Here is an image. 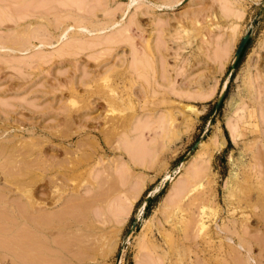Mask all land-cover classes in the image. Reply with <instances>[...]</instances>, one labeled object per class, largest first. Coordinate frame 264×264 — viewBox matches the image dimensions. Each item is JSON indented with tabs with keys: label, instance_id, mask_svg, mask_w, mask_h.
<instances>
[{
	"label": "rangeland",
	"instance_id": "rangeland-1",
	"mask_svg": "<svg viewBox=\"0 0 264 264\" xmlns=\"http://www.w3.org/2000/svg\"><path fill=\"white\" fill-rule=\"evenodd\" d=\"M230 1L0 0L1 214L32 199L47 211L71 203L80 214L63 210L57 244L45 235V264H264V0ZM108 117L123 126L106 125ZM195 169L204 178L192 196L209 200L211 228L202 232L190 226V198L176 217L169 211ZM29 178V187L16 186ZM12 230L1 237L13 241ZM0 258L20 264L2 248Z\"/></svg>",
	"mask_w": 264,
	"mask_h": 264
},
{
	"label": "bare ground",
	"instance_id": "bare-ground-1",
	"mask_svg": "<svg viewBox=\"0 0 264 264\" xmlns=\"http://www.w3.org/2000/svg\"><path fill=\"white\" fill-rule=\"evenodd\" d=\"M8 1V0H7ZM230 1V0H229ZM102 2V1H101ZM231 2V1H230ZM73 3V2H72ZM62 4V3H61ZM77 4V3H76ZM227 4V3H226ZM119 5V4H118ZM132 5V4H131ZM230 5V4H229ZM63 7V6H62ZM103 7V6H102ZM143 7V6H142ZM222 7V6H221ZM69 8V7H68ZM98 8V7H97ZM226 8H227V6H226ZM229 8V7H228ZM42 9V8H41ZM51 10V9H50ZM80 10V9H79ZM116 10V9H115ZM228 10V9H227ZM111 11H113V10H111ZM111 11H110V13H111ZM119 11V10H118ZM229 12V11H228ZM228 12H227V14H228ZM107 13V12H106ZM115 13V12H114ZM117 13V12H116ZM225 13V12H224ZM230 13V12H229ZM89 14V13H88ZM105 14V13H104ZM231 14V13H230ZM69 15V14H68ZM68 15H66L67 16V20H68ZM70 15H71V13H70ZM229 15V14H228ZM59 16V15H58ZM62 17V16H61ZM65 17V16H64ZM130 17V16H129ZM63 18V17H62ZM61 18V19H62ZM66 18V17H65ZM65 18H63V19H65ZM22 19V18H21ZM61 19H60V22L59 23H63L64 24V21L63 22H61ZM62 19V20H63ZM210 20V19H209ZM129 21V20H128ZM134 21V20H133ZM58 22V21H57ZM77 22V21H76ZM107 22V21H106ZM110 22V21H109ZM115 22H117V21H115ZM81 22H79V23H76V25H78V24H80ZM112 24H113V21L111 22ZM135 23H136V21H135ZM162 23V22H161ZM66 24V23H65ZM99 24V23H98ZM103 24V23H102ZM112 24H111V26H112ZM115 24V23H114ZM113 24V25H114ZM130 24H133V23H131L130 22ZM129 24V25H130ZM165 24V23H164ZM205 24V23H204ZM67 25V24H66ZM87 25V24H86ZM110 25V24H109ZM140 25V24H139ZM156 25V24H155ZM59 26V25H58ZM61 26V25H60ZM69 26V25H68ZM79 26V25H78ZM96 26V25H95ZM70 27V26H69ZM94 27V26H93ZM104 27H106L105 25H104ZM103 27V28H104ZM108 27V26H107ZM124 27H125V25H124ZM135 27H137V24H136V26ZM74 28V27H73ZM128 29H129V27H127ZM131 28V27H130ZM137 28H139V26L137 27ZM78 29V28H77ZM105 29V28H104ZM119 29H124L123 27L122 28H119ZM212 29V28H211ZM68 30V29H67ZM80 30H82V29H80ZM91 30H92V28H91ZM100 30V29H99ZM98 30V31H99ZM102 30V29H101ZM95 31H97V29L95 30ZM117 30H115V32H116ZM124 31H127L126 30V28H125V30ZM115 32H112V33H115ZM119 32V31H118ZM111 33V34H112ZM121 33H124V32H122L121 31ZM61 34V33H60ZM116 34V33H115ZM128 34V33H127ZM23 35V34H22ZM63 35V34H62ZM113 35V34H112ZM119 35V34H118ZM124 35V34H123ZM129 35V34H128ZM128 35H127V37H128ZM61 36V35H60ZM70 36V35H69ZM20 37V36H19ZM18 37V38H19ZM62 37V36H61ZM123 37V36H122ZM126 37V38H127ZM26 38H28V37H26ZM109 38H111V37H109ZM117 38H118V36H117ZM130 38V37H129ZM128 38V39H129ZM19 39H21V38H19ZM103 39H105V38H103ZM114 39V38H113ZM131 39V38H130ZM74 40V39H73ZM115 40H116V38H115ZM118 40V39H117ZM123 40V39H122ZM27 41V40H26ZM102 41V40H101ZM108 41V40H107ZM114 41V40H113ZM118 41H120V39L118 40ZM124 41H125V39H124ZM128 41V40H127ZM130 41V40H129ZM14 42V41H13ZM16 42V41H15ZM69 42V41H68ZM147 42V41H146ZM73 43V42H72ZM101 44V46H102V42H100ZM104 43V42H103ZM121 43V42H120ZM123 43V42H122ZM124 43H126V42H124ZM132 43H134V42H132ZM52 44V43H51ZM67 44V43H66ZM77 44V43H76ZM80 44V43H79ZM98 44H99V42H98ZM105 44V43H104ZM112 45H113V43H111ZM111 44H107V45H111ZM129 44V43H128ZM228 44V43H227ZM88 45V44H87ZM115 45V44H114ZM117 45V44H116ZM151 45V44H150ZM166 45V44H165ZM95 46V45H94ZM103 46H105V45H103ZM35 47V46H34ZM67 47V46H66ZM68 47H70V46H68ZM72 47V46H71ZM75 47V46H74ZM86 47V46H85ZM98 47V46H97ZM107 47V46H106ZM115 47V46H114ZM157 47V46H156ZM155 47V48H156ZM104 48V47H103ZM110 48V47H109ZM108 48V49H109ZM161 48V47H160ZM228 48V47H227ZM68 49V48H67ZM136 49V48H135ZM134 49V50H135ZM225 49V48H224ZM16 50V49H15ZM105 50V49H104ZM110 50V49H109ZM226 50V49H225ZM60 51H64L63 49H61ZM74 51V50H73ZM76 51V50H75ZM75 51H74V54H75ZM113 51V50H112ZM144 51V50H143ZM151 51V50H150ZM153 51V50H152ZM16 52V51H15ZM18 52V51H17ZM71 52V51H70ZM69 52V53H70ZM109 52H111V50L109 51ZM218 52H220V51H218ZM56 53V52H55ZM60 53V52H59ZM64 53V52H63ZM62 53V54H63ZM73 53V52H72ZM100 53V52H99ZM103 53V52H102ZM112 53V52H111ZM138 53V52H137ZM144 53V52H143ZM225 53V52H224ZM66 54V53H65ZM65 54H63V55H65ZM104 54H106V52L104 53ZM131 54H132V52H131ZM131 54H130V56H131ZM219 53H217V55H218ZM220 54H222V53H220ZM107 55V54H106ZM110 55V54H109ZM134 55H135V58H136V53H134ZM144 55V54H143ZM163 55V54H162ZM216 55V56H217ZM103 56V55H102ZM154 56H155V54H154ZM145 57V56H144ZM148 57V56H147ZM220 57V56H219ZM134 58V59H135ZM148 58H150V57H148ZM162 58V57H161ZM107 59V58H106ZM123 59V58H122ZM216 59V58H215ZM217 59H219L218 57H217ZM36 60V59H35ZM101 60V59H100ZM141 60H143V59H141ZM149 60V59H148ZM154 60V59H153ZM98 61V60H97ZM136 61V60H135ZM143 61H145V59L143 60ZM152 64L154 63V62H156V61H151V60H149ZM220 61V60H219ZM121 62V61H120ZM139 62H141V61H139ZM144 63V62H143ZM136 64H138V62L136 63ZM160 64V63H159ZM133 65V64H132ZM139 65H140V63H139ZM138 65V66H139ZM142 65V64H141ZM165 65V64H164ZM168 65V64H167ZM131 66V65H130ZM129 66V67H130ZM136 67H137V65H135ZM145 66H148V65H145ZM84 67V66H83ZM141 68H142V66H140ZM155 67V66H154ZM131 68V67H130ZM134 68V67H133ZM148 68V67H147ZM151 68V67H150ZM84 69V68H83ZM137 70L139 69V67L138 68H136ZM152 69H153V67H152ZM155 69V68H154ZM160 69V68H159ZM13 70V69H12ZM134 70V69H133ZM140 70L141 69H139V72H140ZM144 70V69H143ZM151 70V69H150ZM156 70V69H155ZM129 71V70H128ZM154 71V70H153ZM134 72H136V73H138L137 71H133V73ZM162 72H163V70H162ZM132 73V74H133ZM149 73V72H148ZM140 74H142V73H139V75ZM154 74V73H153ZM165 74V73H164ZM136 75V77H137V74H135ZM148 75V74H147ZM146 75V76H147ZM24 76V75H23ZM143 77V76H142ZM151 77H152V75H151ZM167 77V76H166ZM165 77V78H166ZM135 78V77H134ZM133 78V79H134ZM139 78H141V77H139ZM153 78H155V77H153ZM162 78V77H161ZM19 79V78H18ZM148 79V78H147ZM20 80V79H19ZM25 80V79H24ZM104 80V79H103ZM144 80V79H143ZM149 81H151V80H149ZM148 81V82H149ZM193 81V80H192ZM147 82V81H146ZM145 82V83H146ZM147 82V83H148ZM167 82V81H166ZM156 83V82H155ZM172 83V82H171ZM151 84V83H150ZM175 84V83H174ZM189 84V83H188ZM152 85V84H151ZM184 85V84H183ZM190 85V84H189ZM146 86H148V85H146ZM170 86V85H169ZM173 86V85H172ZM150 87V86H149ZM153 87V86H152ZM160 87H161V85H160ZM172 88V87H171ZM144 89H146V88H144ZM148 89V88H147ZM166 89V88H165ZM174 89V88H173ZM153 90V89H152ZM175 90V89H174ZM147 91V90H146ZM165 91H167V90H165ZM170 91V90H169ZM180 91V90H179ZM150 92V91H149ZM172 92V91H171ZM185 92V91H184ZM144 93V92H143ZM175 93V92H174ZM179 93H181V92H176L175 94H177V95H179ZM111 94V93H110ZM162 94H164V93H162ZM165 94H167V95H170V93L169 92H165ZM185 94H186V92H185ZM184 94V95H185ZM153 95V94H152ZM151 95V96H152ZM155 95H157V94H155ZM184 95H182V93L178 96V97H180V98H183L184 99ZM24 97V96H23ZM71 97V96H70ZM147 98V97H146ZM190 98V97H189ZM257 100V99H256ZM164 101V100H163ZM170 102V101H169ZM165 103V102H164ZM30 104V103H29ZM263 109V108H262ZM171 112V111H170ZM170 112H169V114H170ZM261 114V113H260ZM170 116V115H169ZM149 117V116H148ZM164 117V116H163ZM172 117V116H171ZM264 117V116H263ZM170 118V117H169ZM108 120L109 119V117L108 118H105V120ZM112 119V118H111ZM116 119V118H115ZM114 118H113V120H109V122L106 120V122H107V124L106 125H110L111 127L112 126H116L117 124H118V122L115 120ZM149 119V118H148ZM163 119V118H162ZM175 118H173V120H174ZM114 120L117 122H114ZM120 120V119H119ZM170 120V119H169ZM172 120V119H171ZM170 120V121H171ZM263 120V119H262ZM140 121V120H139ZM143 121V120H142ZM148 121V120H147ZM146 121V122H147ZM261 121V120H260ZM105 122V123H106ZM163 122V123H162ZM161 122V124H163V126L165 125L164 124V121H162ZM264 122V121H263ZM262 122V123H263ZM136 123V122H135ZM142 123H144V122H142ZM66 124V123H65ZM70 125V124H69ZM68 125V126H69ZM119 125L120 124H118L117 125V127H116V129H118V127H119ZM122 125V124H121ZM120 125V126H121ZM134 125V124H133ZM136 125V124H135ZM71 126V125H70ZM115 126H114V128H115ZM123 126V125H122ZM137 127V126H136ZM146 127H148V126H146ZM81 128V127H80ZM113 128V127H112ZM113 128V129H114ZM124 129V128H123ZM131 129H133V128H131ZM163 129H164V127H163ZM138 130V129H137ZM170 130V129H169ZM160 131V130H159ZM104 132V131H103ZM109 132V131H108ZM113 132V131H112ZM111 132V133H112ZM116 132V131H115ZM133 132V131H132ZM132 132H131V134H132ZM164 132V131H163ZM230 132H231V137L233 138V139H235L236 137H237V130H235L234 128H231L230 129ZM106 132H104V134H105ZM108 134V133H107ZM107 134H106V136H107ZM118 134V133H117ZM160 134H161V132H160ZM123 135H125V133L123 134ZM127 135V134H126ZM124 136V137H126V139H127V136ZM262 135V134H261ZM112 137H113V135H112ZM119 137H121V136H119ZM129 137V136H128ZM5 138V137H4ZM107 138L108 139H110L111 137L110 136H107ZM114 139V138H113ZM116 139V138H115ZM123 139H125V138H123ZM122 139V140H123ZM129 139H131V138H129ZM107 140V139H106ZM119 140L120 141H122L120 138H119ZM112 141V140H111ZM128 141V140H127ZM133 141V140H132ZM109 142V141H108ZM118 142V141H117ZM91 143V142H90ZM123 143H125V142H123ZM20 144H21V142H20ZM32 144V143H31ZM80 144V143H79ZM122 145V143H119V145ZM23 145V144H22ZM28 145V144H27ZM30 145V144H29ZM88 145H90V144H88ZM116 145V144H115ZM129 145V144H128ZM87 146V145H86ZM85 146V147H86ZM117 146V145H116ZM116 146H114L115 147V149H114V151L116 150ZM123 146V145H122ZM202 146V145H201ZM5 148H6V146H4ZM20 147H22V146H20ZM29 147V146H28ZM77 147V146H76ZM128 147V146H127ZM210 147H217V144H216V142H214ZM1 148H2V146H1ZM5 148H2L3 150L5 149ZM12 148V147H11ZM10 148V149H11ZM23 148V147H22ZM19 149V148H18ZM26 149V148H25ZM85 149V148H84ZM93 149V148H92ZM119 149V148H118ZM9 150V149H8ZM14 150V149H13ZM24 151V150H23ZM27 151H28V148H27ZM133 151V150H132ZM5 152V151H4ZM64 152H66V150L64 151ZM69 152V151H68ZM8 154H9V152H7ZM6 153V154H7ZM15 153V152H14ZM17 153V152H16ZM15 153V154H16ZM23 153V152H22ZM28 153V152H27ZM134 153V152H133ZM133 153H132V155L131 156H133ZM2 154H4L3 153V151L2 150H0V156L2 155ZM7 154V156H9ZM83 154V153H82ZM87 154V153H86ZM264 154V153H263ZM72 155V154H71ZM130 155V154H129ZM6 156V157H7ZM135 156V155H134ZM137 156V155H136ZM136 156L133 158V162H134V160L136 161ZM5 157V155L3 156V159H5L4 158ZM13 157H14V155H13ZM84 157H86L87 158V155L86 156H84ZM22 158V157H21ZM264 158V157H263ZM9 158H6V160H8ZM10 159H12V158H10ZM20 159V158H19ZM262 159V158H261ZM5 160V161H6ZM14 160L16 161L17 159H15V157H14ZM14 160H8V161H14ZM24 160H25V158H24ZM24 160H22V161H19V163L21 162V165H19L20 167L18 168V170L20 171V173H18L17 171V173L20 175H22L23 174V176H22V178H24V174H26L27 173V169L25 170L24 168H21V167H23L24 165H22L23 163H26V161H24ZM36 160V159H35ZM66 160V159H65ZM80 160H81V158H80ZM87 160V159H86ZM67 162V161H66ZM81 162H82V160H81ZM115 162V161H114ZM118 162V161H117ZM130 162V161H129ZM2 163V162H1ZM18 163V164H19ZM29 163V161L27 162V164ZM36 163V162H35ZM33 164V162H31L30 164H32V166L33 165H36V164ZM45 163V162H44ZM49 163V162H48ZM127 163V162H126ZM132 163V162H131ZM7 164V163H6ZM18 164H16L17 166H18ZM26 164V165H27ZM50 164V163H49ZM60 164V163H59ZM118 164H119V162H118ZM129 164V163H128ZM133 164V163H132ZM5 165V164H4ZM8 165H9V163H8ZM29 165V164H28ZM37 165H38V163H37ZM52 165V164H51ZM57 165V164H56ZM63 165H64V162H63ZM123 165V164H122ZM125 165V164H124ZM17 166H14V167H16L17 168ZM74 166V165H73ZM71 167V165L69 166V167H71V168H74V167ZM1 167H3V166H1ZM29 166H27V168H28ZM36 167V166H35ZM61 167V166H60ZM64 167V166H63ZM109 167H111V166H109ZM125 167V166H124ZM12 168V167H11ZM33 168V167H32ZM65 168V167H64ZM130 168V167H129ZM199 168V167H198ZM2 169V168H1ZM10 169V168H9ZM67 169V168H66ZM69 169V168H68ZM105 169H106V166L104 167V171H105ZM110 169V168H109ZM3 170H5V169H3ZM7 170V169H6ZM53 170H55L54 168H42L41 169V172H43V171H50V172H52V173H55L56 171H59V170H55V171H53ZM108 170V169H107ZM205 170V169H204ZM29 171V170H28ZM35 171V170H34ZM73 171V170H72ZM76 171V170H75ZM191 171H193V169H191ZM8 171H5L4 173H6V174H8L7 173ZM11 172V171H10ZM15 172V171H14ZM32 172V171H31ZM61 172V171H60ZM67 172V171H66ZM107 172V171H106ZM30 173V172H29ZM58 173V172H57ZM69 173V172H68ZM68 173H65V175H66V178H69L70 179V175H68ZM71 173V172H70ZM110 173V172H109ZM112 173V172H111ZM190 173V172H189ZM188 173V179H187V181L185 182V180H184V183L181 185V187L180 188H178L177 189V191H175L176 192V194L174 193V198L171 196V198H173L172 200L170 199V201H171V207H170V216L172 217V218H174V217H176L177 215H178V212H181V209H184L183 207H184V205L182 206V202L185 200V199H187V198H190V199H188V201L190 200L191 201V205H189V203H187V206L189 207V209H190V211L192 212H194V213H192L191 214V216L192 215H194L195 214V217L193 218V220H192V223L190 224V226L192 227V229H194V230H197V231H199V232H202V231H204L205 229L207 230L208 228H211L209 225H207L206 224V216L208 215V213H207V209H208V204H209V200H207V198H205V197H201V195L200 196H197V195H195L196 197H193L192 195H193V193L194 192H196L200 187L202 188V182H203V178H204V173H203V171L202 170H199V169H195L194 170V172H191V174H189ZM45 174V173H44ZM102 174V173H101ZM107 174H108V172H107ZM9 175H11V174H8V177H9ZM29 175V174H28ZM65 175H63V176H65ZM76 175V174H75ZM110 175H112V174H110ZM5 176V175H4ZM14 176V175H13ZM44 176V175H43ZM57 176V175H56ZM103 176V175H102ZM7 177V178H8ZM19 178H21L20 176H18ZM31 177V176H30ZM76 177V176H75ZM101 176H99V178H100ZM11 178H15V177H11ZM37 178H39V177H37ZM52 178V177H51ZM72 178V177H71ZM74 178V177H73ZM4 179V178H3ZM12 179V180H13ZM33 178H31V181H30V178H29V181H22V183L21 182H19V183H17V185H16V183H14L17 187H19V189L20 188H23V189H25L24 187H29L28 186V184L30 185H32L33 184V182H35V181H33L32 180ZM34 179H36V178H34ZM48 179H50V178H48ZM53 179V178H52ZM102 179V178H101ZM119 179V178H118ZM16 180V179H15ZM73 180V179H72ZM71 180V181H72ZM103 180H104V178H103ZM113 180V179H112ZM123 180V179H122ZM7 181V180H6ZM51 181V180H50ZM55 181V179H53V182ZM96 181H97V179H96ZM95 181V182H96ZM115 181V180H114ZM114 181H113V184H114ZM18 182V181H17ZM24 182V183H23ZM56 182V181H55ZM86 182V181H85ZM99 182V185L101 184L100 182H102V180L101 181H98ZM104 182V181H103ZM103 182H102V184H103ZM118 182V181H117ZM120 183V182H119ZM55 184V183H54ZM105 184V183H104ZM113 184L112 185H110V187L112 186L113 187ZM115 185V184H114ZM92 186V185H91ZM102 186L103 185H100V187L102 188ZM116 186V185H115ZM93 187V186H92ZM117 187L118 186H116L115 188L117 189ZM204 187V186H203ZM64 188V187H63ZM109 188V187H108ZM119 188V187H118ZM95 189H97V188H95ZM111 189V188H110ZM22 190V189H21ZM86 190H87V188H86ZM105 190V189H104ZM104 190H102V192H105ZM111 190H113V189H111ZM70 191V190H69ZM99 191H101V190H99ZM99 191H95V193H97V192H99ZM109 191V190H108ZM27 192V191H26ZM25 192V193H26ZM101 192V193H102ZM127 192V191H126ZM125 192V193H126ZM200 192V191H199ZM1 193V192H0ZM121 193H124V192H121ZM198 193V192H197ZM204 192H202V194H203ZM2 194V193H1ZM98 194V193H97ZM96 194V197L98 196ZM100 194V193H99ZM103 195V194H102ZM105 195H108V194H104V196ZM199 195V194H198ZM129 196V195H128ZM192 196V197H191ZM6 197V196H5ZM49 197V196H48ZM96 197H94V198H96ZM100 197V196H99ZM98 197V198H99ZM107 197V196H106ZM131 197V196H130ZM4 198V197H3ZM29 198H32V197H30V195H29ZM72 198V197H71ZM70 198V199H71ZM132 198V197H131ZM1 199V198H0ZM52 199V198H51ZM55 199V198H54ZM70 199H68L67 201H69V202H71L70 201ZM80 199V198H79ZM83 199V198H82ZM77 200V199H76ZM94 200V199H93ZM96 200V199H95ZM132 200V199H131ZM14 201V200H13ZM19 201V200H18ZM31 201H33V199L31 200ZM24 202V204H21V205H19L20 203H18L17 205H15V206H20V207H16L15 208V211H13V209H12V207H11V210L12 211H10V213H8V212H5L4 211V213L2 212V214H1V211H0V214L2 215H0L1 217H0V225H1V231H0V237L2 236V235H4V237H5V234H3L4 232L5 233H7L6 231H9V232H11V230L13 229H15V232L17 231L16 230V227H18V229L20 228L21 230H22V232H21V234L19 235V233L20 232H18L17 231V233L16 234H14V237H15V239L12 241V240H10V238L8 237V239H5V238H7V237H5V238H3V237H1V238H3L2 240H0V248H2V249H5L6 251L8 250L9 251V253L11 252V253H13V254H15V256H16V258L19 260V263L20 264H45V261L43 260V259H45V257H42L41 258V252L43 251H45L44 250V248H45V244L47 243H44L45 242V240H43L46 236L45 235H49V234H51L52 236L51 237H53L54 238V240H52V242H57L56 240H58V239H56V237H59L58 235L60 234V230H59V234L57 235V231H58V227H61V226H63L62 225V221H63V218L68 214L69 216L71 215V213H69V208H76V207H74V206H76V205H74L73 207L70 205L71 203H67L68 205H69V207H68V210L67 209H65L64 207V209H60L61 207H59V209L62 211V212H60V210H51V211H47V208H42L41 206H40V208L39 207H37L36 206V204H37V202H34V203H32V202ZM52 201V200H51ZM56 201L57 200H55L54 202L56 203ZM73 201V200H72ZM78 201V200H77ZM97 201H98V199H97ZM103 201V200H102ZM106 201V200H105ZM87 202V201H86ZM117 202V201H116ZM13 203H17V202H13ZM52 203V202H51ZM73 203H74V201H73ZM76 203V202H75ZM100 203H102V202H100ZM180 203H182V204H180ZM42 204V203H41ZM54 204V203H53ZM76 204H79V203H76ZM81 204H83V203H81ZM85 204V203H84ZM103 204V203H102ZM39 205V204H38ZM68 205H66L65 204V207L66 206H68ZM86 205H87V203H86ZM89 205V204H88ZM4 206V205H3ZM71 206V207H70ZM80 206V205H79ZM79 206H77L78 208H80ZM116 206H118V205H116ZM182 206V207H181ZM8 207V206H7ZM82 208H83V210H84V208L86 207L87 208V206H85V205H82L81 206ZM90 207V206H89ZM3 209L5 208V207H2ZM2 208H1V210H2ZM111 207H109V209H110ZM113 208H115V205H114V207ZM16 209H18V211L16 212ZM112 209V208H111ZM110 209V210H111ZM126 209V208H125ZM5 210V209H4ZM10 210V209H9ZM8 210V211H9ZM63 210H67L66 212H68L66 215L64 214V217L62 216L63 214ZM72 210H75V209H72ZM76 210H78V209H76ZM76 210L74 211L75 212V214H77L76 213ZM117 210H119V209H117ZM85 211V210H84ZM89 211V210H88ZM104 211V210H103ZM113 211V210H112ZM124 211H126V210H124ZM130 211V210H129ZM186 211V210H185ZM72 212V211H71ZM114 212H116L115 210H114ZM189 211H187L186 213H188ZM81 213H83L82 211H81ZM117 213V212H116ZM120 213V212H119ZM124 213V212H123ZM17 214V215H16ZM74 214V215H75ZM77 215H80V214H77ZM85 215V214H84ZM76 216V215H75ZM97 216V215H96ZM71 217H73V218H75L74 216H73V214H72V216ZM80 217H83L82 215L80 216ZM118 217H119V215H118ZM117 217V218H118ZM121 217V216H120ZM65 218H67V217H65ZM79 218V217H78ZM77 218V219H78ZM84 218H85V216H84ZM106 218V217H105ZM116 218V219H117ZM4 219H6L7 221H8V228L7 227H4V226H2V224L1 223H5L6 224V222L4 221ZM69 219V218H68ZM81 219V218H80ZM107 219V218H106ZM2 220L4 221V222H2ZM65 220H67V219H65ZM76 220V219H75ZM191 220H190V222H191ZM69 221V220H68ZM67 221V222H68ZM81 221H83V220H81ZM80 220H79V222H81ZM66 222V221H65ZM117 222V221H116ZM188 222V221H187ZM17 224V225H16ZM66 224L67 223H65V226H66ZM15 225H16V227H15ZM68 225L69 226H71L70 224H69V222H68ZM67 225V226H68ZM6 226V225H5ZM64 226V227H65ZM10 227H12V228H10ZM15 227V228H14ZM89 227V226H88ZM10 228V230H8ZM70 228V227H69ZM99 228V227H98ZM20 229H19V231H20ZM190 229V228H189ZM243 229H245V228H243ZM12 230V231H13ZM66 230H68V228L66 229ZM65 230H63V231H61L62 233L64 232ZM67 233V232H66ZM217 233V232H216ZM2 234V235H1ZM18 234V235H17ZM80 234V233H79ZM83 234V236L84 235H86L85 233H82ZM15 235H17V236H20L21 237V239L20 240H18V238L15 236ZM57 235V236H56ZM243 235V234H242ZM7 236V235H6ZM12 236V235H11ZM82 236V235H81ZM194 236V235H193ZM217 236V235H216ZM14 237H12V238H14ZM78 236H76V238H77ZM195 237V236H194ZM196 237H197V235H196ZM195 237V238H196ZM17 238V239H16ZM74 238V237H73ZM76 238H75V240H76ZM81 238V237H80ZM251 238V237H250ZM47 239V238H46ZM78 239V238H77ZM230 241V243H229V246L231 247V248H234L235 250H236V248L235 247H233L234 246V239L233 238H228ZM17 240V241H16ZM75 240H73V241H75ZM83 240V239H82ZM15 241V242H14ZM59 241H60V239H59ZM60 242H62V241H60ZM227 243V244H228ZM240 243V242H239ZM54 244V243H53ZM57 244V243H56ZM47 245V244H46ZM74 245V244H73ZM81 245H82V243H81ZM239 247L241 246V247H244V246H242V244H240V245H238ZM78 247V246H77ZM49 248V247H48ZM58 248V247H57ZM81 248V250L83 249V247H78V249H80ZM91 249V248H90ZM234 249H232L233 251H234ZM238 249V248H237ZM89 250V249H88ZM77 251V250H76ZM247 251V250H246ZM43 252H42V254H43ZM48 252V251H47ZM51 252H52V250H51ZM55 252H57V251H55ZM81 253H82V251H80ZM3 253V252H2ZM5 253V252H4ZM77 253H78V251H77ZM80 253V254H81ZM46 254V253H45ZM50 254V253H49ZM56 254V253H55ZM248 254V253H247ZM4 255V254H3ZM48 255V254H47ZM46 255V256H47ZM77 255H79V254H77ZM86 255V254H85ZM85 255L83 256V257H85ZM166 255V254H165ZM44 256V255H43ZM51 256V255H50ZM5 257V256H4ZM6 257H7V255H6ZM12 257V256H11ZM47 257H49V256H47ZM53 257V256H52ZM57 257V256H56ZM56 257H54L53 259H55L54 260V263L57 261L56 260ZM78 257V256H77ZM87 257V256H86ZM2 258V257H1ZM0 258V259H1ZM7 258H9V257H7ZM50 258V257H49ZM91 258V257H90ZM120 256H119V259H118V262L120 261ZM12 259V258H11ZM86 259V258H85ZM5 260V258H3V261ZM8 260H10V259H8ZM7 260V261H8ZM15 259H13V261H14ZM46 260H48V259H46ZM150 259H148V261H149ZM1 261H2V259H1ZM0 261V262H1ZM6 261V260H5ZM4 261V262H5ZM51 262H52V259L50 260ZM147 261V262H148ZM151 261V260H150ZM160 261V260H159ZM16 262V261H15ZM49 262V261H48ZM2 263V262H1ZM6 263V262H5ZM5 263H3V264H5ZM8 263H11V262H8ZM7 263V264H8ZM47 263V262H46ZM16 264H17V262H16ZM48 264V263H47ZM50 264V263H49ZM55 264H57V262L55 263ZM159 264H160V262H159Z\"/></svg>",
	"mask_w": 264,
	"mask_h": 264
},
{
	"label": "water",
	"instance_id": "water-1",
	"mask_svg": "<svg viewBox=\"0 0 264 264\" xmlns=\"http://www.w3.org/2000/svg\"><path fill=\"white\" fill-rule=\"evenodd\" d=\"M247 40H248V35H246V36L243 38L242 42H241L240 45L238 46L237 51H236V53H235V57H234L233 63H232V67H234V65L236 64L237 60L239 59V56H240V54L242 53V50H243V48H244V46H245ZM222 100H223V95L220 97V99H219V101H218V103H217V105H216V109L219 107V105L221 104ZM134 226H135V223H134L133 227H134ZM119 256H120V254L118 255L117 260L119 259Z\"/></svg>",
	"mask_w": 264,
	"mask_h": 264
}]
</instances>
